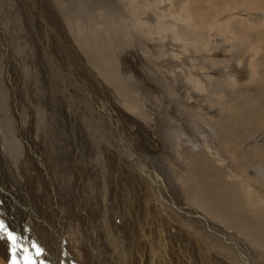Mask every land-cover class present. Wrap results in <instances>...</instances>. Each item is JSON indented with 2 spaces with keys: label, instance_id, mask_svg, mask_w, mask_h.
<instances>
[{
  "label": "rangeland",
  "instance_id": "rangeland-1",
  "mask_svg": "<svg viewBox=\"0 0 264 264\" xmlns=\"http://www.w3.org/2000/svg\"><path fill=\"white\" fill-rule=\"evenodd\" d=\"M80 1L63 0L62 3V0H0V85H2L3 91L6 92L3 95L5 103L9 104V108L11 107L10 104H13L10 111L13 118L15 117L14 120L18 122L15 129L13 128L17 148L16 154L19 153L23 158L17 165H11L10 161L13 155L2 151L3 155L0 154V174L2 180L6 182L10 180L13 185L11 188L9 184L7 187H3L7 193H5L6 197L11 196V192L15 193L16 191L19 203L24 202L26 204L25 208L23 207L24 211H21L20 214L22 216L26 215L25 219L30 224L27 236L31 240H36V238L33 239L30 236L31 234L37 237L40 243L39 248L43 249L46 255H49V259L46 260L50 264L53 262L55 264H120L121 262V264H130L132 261L133 263L136 261L134 264L139 263L136 259V257H139L137 255L135 257L131 255V259H129L132 251L131 243L124 236H129L130 229H127L123 220L115 217L121 214V205L118 201L122 187L120 182L124 183L123 176H127L128 171H125V169L134 166L135 169L137 167L144 168V172L142 171L144 174L142 176L137 170H135V174H130L129 181L134 184L132 189L127 185V189L131 198H133L132 211H137L135 207L137 205L140 207L141 204L136 193V188L140 186L141 193L145 191L146 194L144 195L150 200L151 204L155 205L154 209L156 208L158 214L149 216L147 218L148 223L144 227L149 228L151 226L154 230L151 231V236L157 233V240L166 243V247L170 246L172 253L169 249L167 251L170 255L172 254V257L170 256L167 259V264H264V256L260 255L257 249L251 247L243 238L239 237L236 231L212 220L208 216H204L190 202L178 195L181 185L177 180V176L189 162V159L185 157V152L190 157L197 159L210 158L204 145L206 141L205 131L206 133L212 131L214 135L216 133L213 130L214 123L209 122V120L202 122V119H200L204 127H200L199 131L194 133L195 135L192 133L193 139L188 138L187 136L190 134L189 127H186L187 129L182 128L180 123L173 122L175 118L172 115L177 114L179 118L183 119L191 114L202 112L210 118L211 115L209 114L214 113L211 120L220 122L222 119H226L227 121H225L229 126L227 127L233 129L234 122L238 117L234 114L239 113V102L241 101L239 93L232 92L233 87L237 90L239 69L243 82L246 81L245 85L248 87L246 96L257 91L258 88L255 85L259 86L260 84L255 61L251 58L255 56L257 59L260 54L259 47L264 46V16L261 19L258 18V12H260L258 5L262 4L264 0L230 1L232 7L227 10H224L223 7L229 0H222L221 10L215 4H212L211 0H83L86 3ZM28 5L33 10H30ZM81 7L86 12L84 17L88 28L91 27L90 30L99 32L104 40L106 39L109 44L111 43L113 49L109 52L100 53L98 55L99 59H97L102 63L105 62L104 69H110V62L113 60L112 64L123 75L122 83H124V87L111 86L102 75L105 71L99 72L93 65V60L91 62L90 57L85 55L83 45L90 37H92L91 39L94 37L79 24L77 19L75 23L74 16ZM260 7L264 10V5ZM60 8L65 12L61 14ZM66 12L70 15L69 18L64 17ZM210 14L213 16H210ZM94 36L97 35L94 34ZM11 46L15 49L12 47L11 50ZM46 49H48V52ZM75 49L78 50L75 51ZM63 50H65V56L68 59L62 56L63 52L60 51ZM57 51L61 56L58 55ZM75 52L78 53L75 55ZM10 56L15 62L10 61ZM49 56L54 57L59 62L64 58L63 62L66 66L63 65L66 70L72 76L80 74V78L76 79L78 81L76 87L79 91H69L68 93L63 91L62 94L58 93L57 89L55 90L51 76H48V71L45 68L48 67V64L44 57L49 59ZM16 63L19 64L16 65ZM31 64L32 66H30ZM33 64L38 67H34ZM249 64L251 65L249 66ZM36 68L38 74H40L33 75L34 77L31 76L33 79L28 78L26 81L25 78L28 76L29 71L32 73V70ZM23 70H25L24 77L22 76ZM245 73L249 75L248 78L244 79ZM69 79L71 82L76 81L68 77ZM38 90L45 97L41 104H45V100L50 101V103L54 101L52 105H55L54 108L57 112L63 114L68 128L56 125L60 124V121H58L60 115L54 111H47L50 115L45 114L53 117V120L50 117H45L42 123H39L40 125L30 121V118L34 119L35 110L31 107L29 111L26 107H22L24 105L23 100L26 94L27 99L31 100L36 95L34 91L37 92ZM167 90L169 91L166 92ZM227 91H231L230 96ZM72 93L75 95H72ZM130 94H135L133 95L136 98L134 99V105L126 101ZM77 95L78 98L75 99H79L82 103L81 110L84 112L81 113L80 118L75 116L73 108H71V99ZM221 95L231 98V102L226 103L227 105H224V107L221 106ZM240 95H244V92H240ZM259 98L261 99L259 106H261L264 104V98ZM253 106V103L249 101L248 107ZM101 109L103 112H101ZM26 110L27 112H25ZM91 112L97 118L93 134L87 132L91 128H87L85 124V122L92 124V118L89 115ZM25 113L28 115L24 124L19 118L23 117ZM89 118H91V121H88ZM192 118L190 117V121L195 122ZM108 121H111V123L113 121L116 124L110 125ZM72 122L74 124H71ZM52 123L55 126L51 125ZM99 123H103V125L98 126ZM39 129H42L40 136ZM96 136L97 138H95ZM117 138H121L123 143L118 144L115 142ZM130 142L133 145L132 149L136 154V159L132 162L135 155H131V161L126 165L123 163V159L125 156L130 159V155L119 147L126 145L131 150ZM171 144L172 146H170ZM211 144L213 145V141ZM99 146L102 147L99 148ZM3 149L6 150L5 145H3ZM106 156L109 158H106ZM47 159H55L58 162L60 160L61 163L67 162L71 168L67 171L63 168L60 169V166L50 169L49 163L48 167L46 165V168H44L45 170H41L37 161L43 160L42 162L46 163ZM141 163L142 165H140ZM116 165H119V170H116ZM72 168L78 170L73 171ZM152 169L153 171L159 170V173L164 169L166 172L164 176H167V178H163L160 174L163 181H157ZM61 170L65 171V174L68 173L66 176L67 179L70 178L69 185L71 187L66 186V179L63 174H58ZM69 171L73 172L78 180H75V177ZM21 172L29 177L39 178L38 185L42 190V198L45 202L42 200L35 203V207H33L31 198L34 196L30 184L20 175ZM56 173L59 177L55 178L53 176L57 175ZM120 178H122V181ZM140 179H144V181H140ZM148 179L151 180L152 190L143 191V188L147 186L143 182H147ZM59 187L63 190L62 192H60ZM76 189H79V194L75 193ZM105 190L109 193L106 194ZM229 190L231 199L234 197L235 200L245 203L244 198L241 199L244 196L243 191L240 192L239 189L238 192L233 188ZM64 192L67 195H63ZM52 194L57 199L56 202L51 200L50 196ZM1 195L3 197V192ZM104 195L105 200L102 199ZM94 201L99 204L95 205ZM30 203L35 213L30 214ZM103 205L107 209L106 211L104 209L106 219L116 218L115 222L118 229L120 226V230H114L116 239L120 240L117 244L112 242V231L105 232L104 227L99 225L103 218L101 216ZM78 206L90 208L91 211L83 208L79 209L82 216L80 213L75 216L68 215L71 211L74 212V208H78ZM86 211H88V214ZM67 215L69 221H64L62 218ZM70 217L77 219L70 221ZM32 218L34 221H32ZM152 220L155 224L152 223ZM30 221L38 223L35 225L34 223L31 224ZM157 221H159L160 227L163 228L161 235H159V228L156 227ZM61 237H63L67 249L65 252L60 250L61 243L58 240H61ZM144 247V254H147L146 249L149 248V245ZM115 248H119V251L116 250L117 253L114 251ZM130 249L131 251L128 252ZM121 251L122 253H120ZM62 254L64 257H62ZM1 255L0 249V264H9V259L6 261V257L4 259ZM119 256H125V258L117 259ZM140 259L144 264L146 256ZM176 261L179 262L176 263ZM35 262L36 264H47V262L38 261L36 258Z\"/></svg>",
  "mask_w": 264,
  "mask_h": 264
},
{
  "label": "bare ground",
  "instance_id": "bare-ground-1",
  "mask_svg": "<svg viewBox=\"0 0 264 264\" xmlns=\"http://www.w3.org/2000/svg\"><path fill=\"white\" fill-rule=\"evenodd\" d=\"M61 1V0H60ZM77 2L80 0H76ZM83 1V0H82ZM212 4H215L220 10H221V6H222V0H211ZM230 1H237V0H229V2H227L225 4V7H223L224 10H227L229 7H232ZM81 2V1H80ZM84 3H86L85 1H83ZM163 2V1H162ZM58 3V2H57ZM63 3V0H62ZM61 3V4H62ZM192 3V2H191ZM201 3V2H200ZM28 4V3H27ZM56 4V3H55ZM74 4V3H73ZM189 4V3H188ZM193 4V3H192ZM18 5V4H17ZM50 5V4H49ZM58 5V4H57ZM79 5V4H78ZM137 5V4H136ZM135 5V6H136ZM210 5V4H209ZM208 5V6H209ZM237 5V4H236ZM245 5V4H244ZM264 5V2L260 5H258V7L260 8V12L258 18L261 19L264 16V10L260 7ZM85 6V5H84ZM83 6V7H84ZM138 6V5H137ZM189 6V5H188ZM195 6V5H193ZM215 6V7H216ZM70 7V6H69ZM73 7V6H72ZM181 7V6H180ZM235 7V6H233ZM28 8L31 10L32 8H30V6L28 5ZM27 8V9H28ZM75 8V6H74ZM182 8V7H181ZM14 9V8H13ZM12 9V10H13ZM26 9V8H25ZM216 9V8H215ZM240 9V8H239ZM15 10V9H14ZM33 10V9H32ZM38 10V9H37ZM59 10V8H58ZM77 10V9H76ZM211 10V9H210ZM213 10V9H212ZM218 10V9H217ZM241 10V9H240ZM45 11V10H44ZM56 11V10H55ZM216 11V10H215ZM239 11V10H238ZM237 11V12H238ZM242 11V10H241ZM25 12V11H24ZM60 12L62 14V12H65L62 8H60ZM68 12V10H67ZM64 13V17L65 18H69L70 15L69 14ZM79 12V14H78ZM77 14L74 16V20L75 23L77 22V20L79 21V24L85 28L86 31H88V33L93 36L94 38L91 39L92 37H90V39H88L87 41H85L84 46V53L86 56L90 57L91 62L93 60V65L96 67V69H98L99 72H102V70H104L105 72H103V77L106 78L109 82V84L114 85L115 87H124V83H122L123 80V75L120 74L121 72H119V70L116 68V66H114L113 60H111L110 62V69H104V65L105 62L102 63L100 62L98 59V55L102 52H109L112 49L111 43L109 44L108 41L105 39H103V37L101 36V34L97 31L94 30H90L91 27L88 28L87 26V22L86 19L84 17V14H86L85 10L81 7L80 10L78 9ZM113 12V11H112ZM193 12V11H192ZM240 12V11H239ZM255 12V11H254ZM12 13V12H11ZM56 13V12H55ZM58 13V12H57ZM69 13V12H68ZM75 13V12H74ZM205 13V12H204ZM246 13V12H244ZM256 13V12H255ZM254 13V14H255ZM1 14V13H0ZM71 14V13H70ZM89 14V13H88ZM253 14V16H254ZM188 15V14H187ZM212 14H210L211 16ZM209 16V17H210ZM213 16V15H212ZM218 16V15H216ZM257 17V15H255ZM61 18V17H60ZM64 18V19H65ZM88 18V17H87ZM255 18V17H254ZM77 19V20H76ZM211 19V18H210ZM250 19V18H249ZM252 19V18H251ZM256 19V18H255ZM93 20V19H92ZM208 20V19H207ZM258 20V19H257ZM71 21V20H70ZM73 21V20H72ZM94 21V20H93ZM117 21V20H116ZM13 22V21H12ZM95 22V21H94ZM67 23V22H66ZM157 23V22H156ZM245 23V22H244ZM4 24V23H3ZM2 24V25H3ZM16 24V23H15ZM71 24V23H70ZM74 24V23H73ZM95 24V23H94ZM110 24V23H109ZM159 24V23H158ZM31 25V24H30ZM93 25V24H92ZM119 25V24H118ZM4 26V25H3ZM112 26V25H110ZM210 26V24H209ZM183 27V26H182ZM204 27V26H202ZM234 27V26H233ZM116 28V27H115ZM159 28V27H158ZM181 28V27H180ZM235 28V27H234ZM12 29V28H11ZM57 29V28H56ZM79 29V27H78ZM97 29V27H96ZM84 30V29H83ZM84 30V31H85ZM102 30V29H101ZM113 30V29H112ZM120 30V29H119ZM184 30V29H183ZM62 31V30H61ZM115 31V30H113ZM102 32V31H101ZM181 32V31H180ZM62 33V32H61ZM85 33V32H84ZM38 34V33H37ZM97 35V36H94ZM59 35V34H58ZM88 35V34H87ZM115 35V34H114ZM120 35V34H119ZM123 36V35H122ZM41 37V36H40ZM77 37V36H76ZM116 37V36H115ZM120 37V36H119ZM124 37V36H123ZM42 38V37H41ZM19 39V38H18ZM25 39V38H24ZM78 39V37H77ZM79 40V39H78ZM82 41V40H80ZM9 42V41H8ZM64 42V41H63ZM44 43V42H43ZM120 43V42H119ZM83 44V42H82ZM130 44V42H129ZM12 45V44H11ZM14 45V44H13ZM45 46V45H44ZM62 46V45H61ZM75 46V45H74ZM10 47V46H9ZM11 46V50H12ZM59 47V46H58ZM57 47V48H58ZM79 47V45H78ZM14 48V47H13ZM48 48V47H47ZM61 48V47H59ZM58 48V49H59ZM72 48V47H71ZM77 48V47H76ZM259 56L257 57V59L255 58V56H253L251 59H253L255 61V65L257 68V73L259 75V81L260 84L255 85L258 90L255 91L254 93H249L248 96H246V92L248 90V87L245 85L246 81L243 82V77L240 73V69H239V81L237 84V90L235 89V87L232 88V92H238L239 93V97L241 98V101L239 102V113H235L234 115H237V119L234 122V127L233 129H229L226 121L224 119H222L220 122L215 121V120H211V117L213 118L214 113H211L209 115H211V117L209 118L207 114H203L202 112L200 113H194L191 114L190 116H186L185 118L181 119L178 117L177 114H172L173 117L175 118L174 121L178 122L181 124L182 128H186L189 127V132L190 134H188V138H192L194 137L193 134L197 131H199L200 127H204L201 124L200 119H202V122H206V120H209V122L214 123L213 127H214V131H215V135L212 131H205V139L206 141L204 142V146L206 148V152L207 154L210 156V158L207 159H197L195 157H190L188 154H186L185 152V157H187L189 159V162L187 163V166L185 168H182L180 173L177 176V180L179 181L180 185H181V189H179L178 195H180V197L188 202H190L198 211H200L204 216H208L210 217L212 220H215L216 222H220L223 225H225L226 227L236 231V233L239 234V237L243 238L246 243H248V245H250L251 247L257 249L260 253V255L264 256V104H262L261 106H259L261 104V99L259 97H263L264 98V46L259 47ZM9 49V48H8ZM15 49V48H14ZM18 49V48H17ZM28 49V48H27ZM83 49V48H81ZM10 50V52H11ZM45 50V49H44ZM43 50V51H44ZM61 50V49H60ZM74 50V49H71ZM78 50V49H77ZM75 49V51H77ZM80 50V49H79ZM46 51L48 52V49H46ZM52 51V50H51ZM83 51V50H82ZM58 52V51H57ZM63 52L62 56H65V50L60 51ZM73 52V51H72ZM1 53V52H0ZM15 53V52H14ZM69 53V50H68ZM71 53V52H70ZM74 53V52H73ZM72 53V55H73ZM78 53V52H77ZM75 52V55L77 54ZM20 54V52H19ZM24 54V52H23ZM48 54V53H47ZM57 54V53H56ZM15 55V54H13ZM58 55H60V53L58 52ZM68 55V54H67ZM44 56V55H43ZM48 56V55H47ZM71 56V55H70ZM96 56V57H95ZM50 58L48 59L47 57H44V60L46 59V62L48 64V67H45L46 70L48 71V76L50 75L53 83H54V88L55 90L57 89L58 93H68L69 91H79L78 87H76L78 85V81L76 79L80 78V74L79 75H73L70 74V72H68L66 70V68L64 67V65L66 66V64L63 62L65 59L62 58L61 62H59V60L57 61L54 57L49 56ZM66 57V56H65ZM69 57V56H68ZM75 57V56H74ZM77 57V56H76ZM109 57V56H108ZM244 57V56H243ZM58 58V56H57ZM67 58V57H66ZM98 58V59H97ZM246 58V57H245ZM10 61H13L12 57H9ZM16 59V58H15ZM68 59V58H67ZM75 59V58H74ZM2 61V60H1ZM245 61V60H244ZM5 62V60H4ZM18 62V61H17ZM3 63V62H1ZM9 63V62H8ZM36 63V62H35ZM19 64V63H18ZM16 63V65H18ZM64 64V65H63ZM81 64V63H80ZM88 64V63H87ZM34 65V64H33ZM89 65V64H88ZM244 65V64H243ZM251 64H249L250 66ZM24 66V65H23ZM32 66V64L30 65ZM37 65H34V67ZM34 67H32L34 69ZM38 67V66H37ZM219 67V66H218ZM25 68V67H24ZM22 68V69H24ZM29 68V67H28ZM242 68V67H241ZM253 68V67H252ZM16 69V68H15ZM246 69V68H245ZM19 70V69H18ZM44 70V69H43ZM17 71V70H15ZM40 71V70H39ZM67 71V72H66ZM81 71V70H80ZM214 71V70H213ZM242 71V69H241ZM25 70H23L22 72V76L24 75ZM79 72V71H78ZM222 73V71H220ZM250 72V71H249ZM75 73V72H74ZM110 73V74H109ZM160 73V72H159ZM210 73V72H208ZM207 73V74H208ZM217 73V72H216ZM40 74V73H39ZM37 72V68L35 70H32V73H28V76L25 78V80L27 81L28 78H31V76H36L39 75ZM68 74V75H67ZM125 74V73H124ZM219 74V73H218ZM217 74V75H218ZM234 74V73H233ZM27 75V73H26ZM67 75V76H66ZM95 75V74H94ZM122 75V76H121ZM249 75V74H248ZM247 73H245L244 75V79L248 76ZM25 76V75H24ZM23 76V77H24ZM33 76V77H34ZM219 76V75H218ZM68 77L71 78V80H76L74 82H71L70 79L68 80ZM39 78V77H38ZM218 78V77H217ZM248 78V77H247ZM24 79V78H23ZM226 79V78H225ZM208 80V79H206ZM238 80V79H236ZM25 81V82H26ZM39 81V79H38ZM68 81V82H66ZM70 81V82H69ZM81 81V79H80ZM125 81V80H124ZM14 82V81H13ZM24 82V81H23ZM3 83V82H2ZM39 83V82H37ZM82 83V81H81ZM80 83V84H81ZM222 83V82H221ZM250 83V82H249ZM257 83V82H256ZM79 84V85H80ZM171 84V83H170ZM25 85V84H24ZM31 85V84H30ZM168 85V84H167ZM253 85V84H252ZM0 154L3 155L1 152L2 151H6L9 155H13L11 157V161L10 163H12L11 165H17L20 160L23 158L20 156L19 153L16 154L17 148L15 146V140H14V136H13V128L15 129L16 124L18 122H16L13 118L12 112L10 111V109L13 107L10 104V108H9V104L5 103V99L3 98V95L6 93L5 91H3V87L2 85H0ZM13 86V85H11ZM38 86V85H37ZM254 86V85H253ZM254 86V87H255ZM39 87V86H38ZM42 87V86H40ZM164 87V86H163ZM166 87V86H165ZM168 87H170V85H168ZM165 89V88H164ZM5 90V89H4ZM42 90V89H41ZM49 90V89H48ZM170 90V89H169ZM169 90H167L166 92H168ZM191 90V89H190ZM43 91V90H42ZM41 91V92H42ZM56 91V92H57ZM64 91V92H63ZM171 91V90H170ZM254 91V90H253ZM36 95L31 99L28 100L27 99V94L23 100V104L22 107H26V109L30 111L31 107L35 110V116L34 119L30 118V121L35 122V124H39L42 123L43 119H45V117H50L51 120H53L54 118L50 115L49 112L47 111H54L55 113H59L58 115H60L59 120L60 124H56L58 127L61 126L62 128L67 127V122L64 121V117L63 114H61L60 112H57L54 108L55 105H52L51 102L48 100H45V104H41V101L44 100V96L43 94H40L39 90L36 92ZM211 92V91H210ZM240 92H244V95H240ZM71 93V92H70ZM136 93V92H135ZM165 93V92H164ZM170 93V92H169ZM174 93V92H172ZM177 93V92H176ZM227 93L229 94V96L231 95V91H227ZM248 93V92H247ZM77 94V93H76ZM171 94V93H170ZM197 94V93H196ZM195 94V95H196ZM29 95V94H28ZM72 95H75L72 93ZM129 95V94H128ZM135 95V94H133ZM133 95L130 94V96L127 98V102H129V104L134 105V98ZM166 95V94H165ZM169 95V94H168ZM167 95V96H168ZM191 95V94H190ZM198 95V94H197ZM255 95V96H252ZM42 96V97H41ZM126 96V94H125ZM170 96V95H169ZM168 96V97H169ZM251 96V97H249ZM41 98V99H40ZM78 98V95L73 97L71 100V108H73V112L75 113V116L77 118H80L81 113L83 114L84 112L81 110L82 108V103H80L79 99H75ZM175 98V97H174ZM126 99V98H125ZM196 99V98H195ZM83 100V99H82ZM177 100V99H176ZM210 100V99H209ZM84 101V100H83ZM87 101V100H86ZM85 101V102H86ZM89 101V100H88ZM136 101V100H135ZM141 101V100H140ZM213 101V100H212ZM249 101L251 103H253V107H248L249 105ZM99 102V101H98ZM139 102V101H138ZM143 102V101H141ZM220 102H221V106L224 107V105L226 106L228 102H231V98H227L224 97L223 95H221L220 98ZM16 103V102H15ZM88 103V102H87ZM86 103V104H87ZM199 103V102H198ZM197 103V104H198ZM264 103V102H263ZM54 104V103H53ZM88 105V104H87ZM160 105V104H159ZM216 105V103H215ZM18 106V105H15ZM21 106V105H20ZM58 106V105H57ZM61 106V105H60ZM70 106V105H69ZM93 106V105H92ZM108 106V105H107ZM142 106V105H141ZM259 106V107H258ZM20 107V108H22ZM63 107V106H61ZM131 107V106H130ZM18 108V107H17ZM58 108V107H57ZM93 108V107H92ZM127 108V107H126ZM140 108V106H139ZM228 108V107H227ZM100 109V108H98ZM108 109V108H107ZM131 109V108H130ZM133 109V108H132ZM234 109V108H233ZM236 109V108H235ZM27 110L25 112H27ZM45 110V111H44ZM102 110V109H101ZM136 110V109H135ZM141 110V109H139ZM187 110V109H186ZM219 110V108H218ZM223 111V110H222ZM237 111V110H236ZM15 112V111H14ZM38 112V113H37ZM93 112V111H92ZM89 113L91 118L88 119V121H91L92 124L90 125L87 124L85 122V124L87 125V128H91L88 129L87 132H93L94 128H95V121L97 118H95L94 113ZM103 112V110L101 111ZM100 112V113H101ZM19 113V110H18ZM17 113V114H18ZM31 113V112H30ZM48 115H45L47 114ZM54 113V114H55ZM96 113V112H95ZM187 113V112H186ZM20 114V113H19ZM107 114V113H106ZM188 114V113H187ZM27 113H25V115L21 118H19L24 124H25V118H27ZM140 115V114H139ZM148 115V114H146ZM145 115V118H146ZM144 116V115H143ZM181 116V115H180ZM195 118H194V117ZM20 117V116H18ZM110 117V116H109ZM190 117L195 121V122H191L190 121ZM58 118V117H57ZM221 118V117H220ZM233 118V117H232ZM216 119V118H215ZM100 120V119H99ZM104 120V119H103ZM28 122V120H26ZM55 121V120H54ZM57 121V122H58ZM197 121V122H196ZM21 122V123H22ZM49 122H51L49 120ZM56 122V121H55ZM103 122V121H102ZM165 122V121H164ZM20 123V121H19ZM22 123V124H23ZM32 123V122H31ZM98 123V122H97ZM162 123V122H160ZM217 123V124H216ZM21 124V125H22ZM30 124V123H29ZM71 124H74V122H72ZM105 124V123H104ZM108 124L113 125L114 122L108 121ZM116 124V123H115ZM114 124V125H115ZM163 124V123H162ZM206 124V123H205ZM210 124V123H209ZM20 125V126H21ZM33 125V124H32ZM40 125V124H39ZM51 125H54L53 123ZM103 123H99L98 126H102ZM106 125V124H105ZM169 125V124H168ZM211 125V124H210ZM209 125V126H210ZM30 126V125H29ZM55 126V125H54ZM97 126V127H98ZM119 126V125H118ZM146 126V125H144ZM228 126V127H227ZM26 127V126H25ZM41 127V126H40ZM52 127V126H51ZM114 127V126H113ZM164 127V126H163ZM162 127V128H163ZM180 127V128H181ZM212 127V126H211ZM24 128V127H22ZM68 128V127H67ZM117 128V127H116ZM177 128V127H176ZM175 128V130H176ZM32 129V128H31ZM38 129V128H37ZM114 129V128H113ZM160 129V127H159ZM187 129V128H186ZM55 130V129H54ZM68 130V129H67ZM25 131V130H24ZM100 131V130H98ZM105 131V130H104ZM107 131V130H106ZM129 131V130H128ZM133 131V130H132ZM161 131V129H160ZM178 131V130H177ZM180 131V130H179ZM39 132V136L42 134V129L38 130ZM115 132V131H114ZM118 132V131H117ZM163 132V130H162ZM174 132V131H173ZM176 132V131H175ZM181 132V131H180ZM97 133V132H96ZM99 133V132H98ZM129 133V132H128ZM183 133V132H182ZM193 133V134H192ZM93 134V133H92ZM29 135V134H28ZM101 135V134H100ZM195 135V134H194ZM120 136V134H119ZM168 136V135H167ZM34 137V136H33ZM117 137V136H116ZM203 137V136H201ZM97 138V136L95 137ZM94 138V139H95ZM99 138V137H98ZM132 138V136H131ZM172 138V137H171ZM204 138V137H203ZM160 139V138H159ZM193 139V138H192ZM21 139L19 138V141ZM31 140V139H30ZM39 140V139H38ZM93 140V138H92ZM96 140V139H95ZM99 140V139H98ZM196 140V139H194ZM24 141V140H23ZM101 141V140H100ZM175 141V140H174ZM180 141V140H179ZM185 141V140H184ZM190 141V140H189ZM199 141V140H197ZM213 141V145L211 144ZM2 142V143H1ZM105 142V141H104ZM117 142L118 144H120L122 142L121 138H117ZM177 142V141H176ZM196 142V141H195ZM19 143V142H18ZM28 143V142H27ZM102 143V142H101ZM123 143V142H122ZM126 143V141H125ZM172 143V142H171ZM197 143V142H196ZM25 144V143H24ZM39 144V143H38ZM96 144V143H95ZM3 145L6 146V150L3 149ZM16 145H18L16 143ZM37 145V144H36ZM124 145V144H123ZM26 146V145H25ZM35 146V143H34ZM93 146V145H92ZM172 146V144L170 145ZM195 146V145H194ZM102 146H99V148ZM130 147L131 150L129 149V147H127L126 145L124 147H119L121 148V150H125L129 153L130 155V159H128L127 156H125L124 160V164H129V162L131 161V155H135V158L132 159V162L136 159V154L134 153V150L132 149L133 145L130 142ZM168 147V146H167ZM185 147L187 148V146L185 145ZM27 148V147H26ZM97 148V147H96ZM185 148V149H186ZM9 149V150H8ZM37 149V148H36ZM97 150V149H96ZM170 152V151H169ZM172 153V151H171ZM183 153V151H182ZM47 154V153H46ZM140 154V153H139ZM204 155V154H203ZM41 156V155H40ZM51 156V155H50ZM207 156V155H206ZM4 157V156H1ZM105 158V157H104ZM103 158V159H104ZM106 158H109L106 156ZM184 158V157H183ZM53 159V158H51ZM101 159V158H100ZM121 159V158H120ZM84 160V159H83ZM105 160V159H104ZM43 160H38L37 163L40 166L41 170H45L44 168H46V165L48 167L49 164V168L53 169L56 166H60V169L63 168L65 169V171L69 170V168H71V166H69L70 164H67V162L65 163H61L60 160L59 162L54 160H48V163L46 161V163L42 162ZM65 161V160H64ZM63 161V162H64ZM54 162V163H53ZM74 162V161H73ZM144 162V161H143ZM33 163V162H32ZM69 163V162H68ZM106 163V162H105ZM136 163V162H135ZM122 164V163H121ZM120 164V166H121ZM145 164V163H144ZM142 165V163L140 164ZM30 166V165H29ZM80 166V165H79ZM78 166V168H79ZM145 166V165H143ZM147 166V165H146ZM33 167L35 168V166L33 165ZM73 167V166H72ZM93 167V166H92ZM119 165H116L115 168L116 170H119ZM125 167V166H124ZM146 168V167H145ZM56 169V168H55ZM58 169V167H57ZM58 169V170H60ZM73 169V168H72ZM98 169V168H97ZM104 169V166H103ZM121 169V168H120ZM148 169V168H147ZM1 170V169H0ZM3 170V168H2ZM27 170V169H26ZM78 170L73 169V171ZM101 170V169H100ZM137 170L139 173L142 174L143 176V172H144V168L140 169L139 167H137L136 169L134 168V166H131L130 168H126L125 171H128L127 176H123V180L124 183L120 182L121 187V193H119L118 195V201L120 202V208H121V214H119L118 216L116 215L115 217H118L119 220H123L124 223H126V227L127 229H130V234L129 236L127 235L126 237L124 236V238L126 240H129V242L131 243V249L128 251L130 252V257L129 259H131V255L132 256H139L138 258L136 257V259L138 260L139 263L137 264H143L142 260L140 259L143 256H146V260L144 262V264H167V259L172 255H170L171 252V248L170 246L166 247V243H162V240H157V233H155V235L151 236V231L152 230L151 226L148 228L144 227L145 224L148 223L147 218L149 216H152L154 214L158 215L156 212V208L154 209V204H151L150 200L144 195L146 194L144 190H152L151 189V180L148 179L147 182H143V184L146 186V188H143V193H141V189L140 186H138L136 188V185L134 186L137 190V194L139 196V202L140 207L137 205L135 207V210L137 211H132L133 208V198H131L130 192L127 189V185L129 186L130 189L133 188V184L131 181H129L130 178V174H135ZM29 171V168H28ZM51 171V170H50ZM49 171V172H50ZM65 171H59L58 174H63V177H65L66 179V186L67 187H71V185H69V179H67L68 173L65 174ZM143 171V172H142ZM153 171V169H152ZM159 171V170H158ZM157 170L153 171V175L155 177V179H157V181L162 182L163 178L165 177V179L167 178V176H164V174H166V172L164 171V169L162 170L161 173H159ZM4 172V171H3ZM70 172V171H69ZM135 172V173H134ZM147 172V171H146ZM46 173V172H45ZM53 173V172H52ZM51 173V174H52ZM73 176L74 173L70 172ZM126 173V172H125ZM4 174V173H3ZM55 174V173H53ZM57 174V173H56ZM55 175L53 177H59V175ZM138 174V173H137ZM163 178H161V175ZM20 175H22L26 181L30 184V189L32 190V194L35 197L31 198V201L33 203V207H35V203H39L40 201L43 200L42 198V190L40 188V186L38 185V179L39 178H33V177H29L27 176L24 172H21ZM47 175V173H46ZM150 175V174H149ZM12 176V175H11ZM45 177V176H44ZM61 177V178H63ZM75 177V176H74ZM101 177V176H100ZM104 177V176H103ZM139 177V176H138ZM221 177H223V179H221ZM60 178V179H61ZM143 178V177H141ZM151 178V177H150ZM59 179V178H58ZM64 179V180H65ZM78 180L77 176L75 177V180ZM56 180V179H55ZM120 180L122 181V178H120ZM129 181V182H128ZM133 181V180H132ZM140 181H144V179H140ZM15 182V181H13ZM50 182V181H49ZM174 182V181H173ZM58 183V182H57ZM62 183V182H61ZM9 184L10 188L11 186H13L10 182V180L8 182L4 181L1 179V174H0V221H3L5 226L7 227V229L12 232L15 237L17 238V242H16V253H15V258L21 262L22 264V258L25 256V253L23 252V248H28L29 252H34L35 249L32 248V244L35 243L36 245H40V243L37 240V237H35L34 234H31L30 236L34 238H36V240H31L29 238V236H27V230L29 227V221L25 219V216H22L20 214L21 211L23 210V207L26 205L24 202H20L18 201V196L16 195V191L11 192L12 195L11 196H7L5 195L6 190L5 188L3 189V187H7ZM46 184V183H45ZM105 184V183H104ZM111 184V183H110ZM157 184V183H156ZM62 185V184H61ZM64 185V184H63ZM103 187V186H102ZM13 188V187H12ZM230 188L236 189L239 192L243 191V197H241V199L243 200L244 198V202L242 203L239 200H235L234 197H230ZM8 189V188H7ZM22 189V188H21ZM24 189V188H23ZM60 189V187H59ZM64 189V188H63ZM11 190V189H10ZM55 190V187H54ZM61 190V189H60ZM72 190V189H71ZM79 189H76L75 193L77 194L79 191ZM23 191V190H22ZM63 190H61L60 192H62ZM104 191V190H103ZM159 191V190H158ZM234 191V190H233ZM3 192V197L1 195V193ZM10 192V191H9ZM106 194L109 193L107 192V190H105ZM155 192V191H153ZM235 192V191H234ZM65 193V192H64ZM63 195H67V193H65ZM233 193V192H232ZM7 194V193H6ZM61 194V193H60ZM79 194V193H78ZM236 194V193H235ZM234 195V193H233ZM109 196V195H106ZM115 196V195H114ZM66 197V196H65ZM11 198V199H10ZM21 198V197H20ZM51 200H53L54 202H56L57 199L54 198L53 194L50 196ZM49 198V199H50ZM75 198V197H74ZM103 200H105V195L102 197ZM136 198V200H138ZM60 200V198H59ZM62 200V198H61ZM157 200V199H155ZM160 200V199H159ZM22 201V200H21ZM45 202V200H43ZM97 201V200H95ZM94 201V202H95ZM101 201V200H100ZM112 201V200H111ZM48 202V200L46 201V203ZM113 202V201H112ZM111 202V203H112ZM158 203V202H157ZM54 204V203H53ZM56 204V203H55ZM99 204V203H98ZM95 202V205H98ZM103 204V203H102ZM159 204V203H158ZM115 205V203H114ZM119 205V204H118ZM160 205V204H159ZM31 206V213H35V210L32 209V205L30 203ZM116 206V205H115ZM96 207V206H95ZM101 207V206H100ZM25 208V207H24ZM84 209H88L89 211H91L90 208H85ZM82 207L78 206V208H74V212L71 211V213H69L68 215H76L78 213L81 212L79 211V209H83ZM98 208V207H97ZM105 205H103V211L101 213V216H103L102 218V222L101 224H99L100 226L104 227L105 232L106 231H112V242H115V244L118 243L116 237H115V232L116 229H118L117 227V223L115 222V219H111L108 220L105 217V211L107 209H105ZM162 208V207H160ZM105 209V211H104ZM117 209V208H115ZM118 210L120 211V209L118 208ZM116 210V211H118ZM162 210V209H161ZM82 211V210H81ZM97 211V210H95ZM163 211V210H162ZM67 212V211H66ZM88 214V211H86ZM84 213V212H83ZM97 213V212H96ZM119 213V212H118ZM167 213V212H166ZM27 214V213H26ZM91 214V213H90ZM59 215V214H57ZM64 216L62 219H64V221H69L68 217L69 216ZM95 215V214H94ZM169 215V214H168ZM73 216V217H74ZM82 216V215H81ZM87 216V215H86ZM89 216V215H88ZM161 216V215H160ZM37 217V216H36ZM35 217V218H36ZM77 217V216H76ZM80 217V216H79ZM112 217V215H111ZM155 217V216H153ZM27 218H29L27 216ZM75 218V217H74ZM74 218L70 217V221L71 220H76ZM114 218V216L112 217ZM37 219V218H36ZM32 221H34V219L32 218ZM80 221V220H79ZM78 221V222H79ZM166 221V220H165ZM75 222V221H74ZM110 222V224H109ZM31 224H35L38 222H31ZM99 223V222H98ZM123 223V222H122ZM152 223L155 224V222L152 220ZM48 224V223H47ZM153 224V225H154ZM76 225V224H75ZM72 226V225H71ZM98 226V224L96 225V227ZM161 225H159V221H157V229L159 228V235H161V232L163 231V228L160 227ZM67 227V226H66ZM69 227V226H68ZM75 227V226H74ZM125 227V228H126ZM38 228V226H37ZM154 228V227H153ZM191 228V227H189ZM90 229V228H89ZM88 229V230H89ZM120 230V226L119 229ZM69 231V230H68ZM85 231V230H83ZM156 231V230H155ZM191 231V230H190ZM188 231V232H190ZM29 232V230H28ZM76 232V231H75ZM104 232V233H105ZM121 232V231H120ZM119 232V233H120ZM33 233V232H32ZM110 233V232H109ZM81 234V233H80ZM150 234V236H149ZM104 235V234H103ZM111 235V234H110ZM201 235V234H200ZM237 235V234H236ZM121 237V235H120ZM109 238V237H108ZM111 238V237H110ZM141 238V240H140ZM166 238V237H165ZM196 238V236H195ZM201 238V237H200ZM40 239V238H38ZM61 240H58L59 243H61V247L60 250L62 252H65V250H67L65 248V244H64V240L63 237L60 238ZM83 239V238H82ZM172 239V238H171ZM174 240V239H173ZM66 241V240H65ZM124 243V242H123ZM122 243V244H123ZM0 249H1V256L6 257V261H8L7 259H9V264L10 261L13 259V253L11 251L13 245L12 242L8 239L6 234H0ZM86 244V243H85ZM95 245V244H94ZM102 245V244H101ZM130 244L128 243V246ZM148 246L149 248L146 249V253L144 254V246ZM116 246V245H115ZM40 247V246H39ZM119 247V246H118ZM121 247V246H120ZM123 248V247H122ZM170 250V253L167 250ZM185 249V248H184ZM203 249V247H202ZM50 250V249H49ZM119 251V248L116 249L114 251ZM124 250V249H123ZM201 250V249H200ZM116 251V253H117ZM173 251V250H172ZM203 251V250H202ZM201 251V252H202ZM205 252V251H204ZM49 253V252H48ZM122 253V251L120 252ZM125 253V251H124ZM137 253V254H136ZM200 253V252H199ZM185 254V253H184ZM203 254V253H202ZM67 255V254H66ZM119 255V253H118ZM127 256V255H126ZM208 256V254H207ZM62 257L63 254H62ZM115 257V256H114ZM172 257V256H171ZM178 257V256H176ZM206 257V256H205ZM124 259L125 256H119L117 257V259ZM204 258V257H203ZM202 258V259H203ZM36 259L38 261L44 262L46 263L47 260L49 259V255H46L44 253V251L42 252V254L39 257H36ZM47 259V260H46ZM68 259V258H67ZM116 259V260H117ZM127 259V257H126ZM135 259V258H134ZM133 259V260H134ZM201 259V258H200ZM144 260V259H143ZM190 260V259H189ZM199 260V259H198ZM208 260V259H207ZM118 261H122V260H118ZM142 261V262H141ZM169 261V260H168ZM171 261V260H170ZM174 261V260H173ZM136 262V261H135ZM134 262V263H135ZM179 261H176V263ZM201 262V261H200ZM105 263V262H104ZM122 263V262H121ZM120 263V264H121ZM133 261L130 263L132 264ZM133 263V264H134ZM173 263V262H172ZM185 263V262H184ZM47 264H50L49 262H47ZM52 264H55L54 262ZM66 264V263H65ZM201 264V263H200ZM205 264V263H204Z\"/></svg>",
  "mask_w": 264,
  "mask_h": 264
},
{
  "label": "snow or ice",
  "instance_id": "snow-or-ice-1",
  "mask_svg": "<svg viewBox=\"0 0 264 264\" xmlns=\"http://www.w3.org/2000/svg\"><path fill=\"white\" fill-rule=\"evenodd\" d=\"M0 234H6L8 239L12 242V253H13V259L10 261V264H21L20 261H18L15 258V253H16V242H17V238L15 237V235L10 232L7 227L5 226L3 221H0ZM32 248L35 249L34 252H29L28 248H23V252L25 253V256L22 258V264H36L35 262V258L39 257L42 252L43 249L39 248L38 245H36L35 243L32 244Z\"/></svg>",
  "mask_w": 264,
  "mask_h": 264
}]
</instances>
